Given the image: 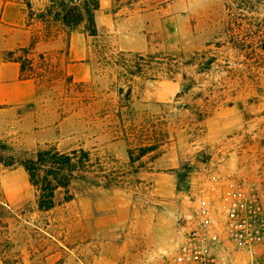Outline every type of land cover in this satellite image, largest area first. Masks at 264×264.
Instances as JSON below:
<instances>
[{"label":"rangeland","instance_id":"rangeland-1","mask_svg":"<svg viewBox=\"0 0 264 264\" xmlns=\"http://www.w3.org/2000/svg\"><path fill=\"white\" fill-rule=\"evenodd\" d=\"M26 1L0 0V72L5 73L0 76V139L25 150L82 147L107 155L110 168L125 171L129 146L113 129L121 112L137 127L131 145L153 143L161 130L168 133L155 154L178 162L174 188L180 197L176 205L157 201L144 157L143 167L122 177L118 186L77 183L71 200L63 202L60 193L57 207L40 213L25 172L0 166V239L11 242L1 244L0 252L9 264L19 258L23 264H167L190 211L185 196L213 176L244 179L264 205V0H99L97 37L74 27L56 40L38 42L30 58L40 75L25 81L3 58L27 46L41 28L35 16L27 26ZM28 1L35 14L48 3ZM142 33L148 49L140 54L181 56L173 80L154 63L137 75L133 55L138 52L125 44ZM195 52L202 71L183 65ZM40 53L50 59L52 70L42 66ZM172 81L176 93L167 100L163 91L159 101L157 84ZM221 255L235 264L246 259L245 253Z\"/></svg>","mask_w":264,"mask_h":264},{"label":"trees","instance_id":"trees-1","mask_svg":"<svg viewBox=\"0 0 264 264\" xmlns=\"http://www.w3.org/2000/svg\"><path fill=\"white\" fill-rule=\"evenodd\" d=\"M47 2L44 9L35 14L29 1H26L25 7L29 13L27 26L32 25L30 21L33 20L32 16H35L34 21L36 24H40L41 28L37 29L27 46H19L5 52L3 61L18 65L20 80L38 78L40 75L35 74V63L30 58V54L33 53V48L38 42L56 40L59 33H64L67 29L74 27H81L82 33L86 36L95 38L98 35L95 13L99 8V0H47ZM38 55L43 67L48 68L49 71L54 68L44 53ZM133 56L137 61L138 76L146 74L143 68L150 63L156 65L157 71L164 72L166 79L173 80L174 76L179 73L178 59L181 56H169L162 53L146 55L136 53ZM198 57H201L199 53H193L190 60L184 62L183 65L194 64L198 66L199 71L204 70L205 67H202L204 64L199 61ZM209 62L207 61L205 65ZM153 77L147 79H154ZM52 79L49 78L45 81L50 82ZM181 79L185 80L183 74ZM182 87L187 88L186 85ZM130 91L131 88L128 87L125 93L126 98L130 95ZM121 93L122 89L119 88L118 94ZM115 116L118 122L113 126V129L121 132L123 140L129 146L126 152L127 163L125 166L127 168L125 171H121L120 168H110L107 155L97 156L89 149L82 147L62 151L53 145H44L33 150H25L14 146L8 139H0V166L6 169L21 168L25 172L28 183L34 192V209L41 213L49 212L57 207L61 202L57 197L60 193L63 194V202L71 200L73 195L70 193V189L77 183L89 188L116 187L122 177L134 176L143 167L142 158L148 157L150 162L153 161L157 156L156 151L169 140V137L167 132L161 130L153 143L131 145L132 140L135 139H133V135L136 136L137 127L130 122V119L123 118L121 112ZM149 154L151 156H148ZM134 163H138V165L133 166ZM2 227L6 228V225ZM10 243V239L6 236L3 240L0 239V247L1 244L10 245ZM3 261L5 264H9L7 259ZM18 264L22 263L18 261Z\"/></svg>","mask_w":264,"mask_h":264},{"label":"built area","instance_id":"built-area-1","mask_svg":"<svg viewBox=\"0 0 264 264\" xmlns=\"http://www.w3.org/2000/svg\"><path fill=\"white\" fill-rule=\"evenodd\" d=\"M197 205L180 225L167 264H264V205L244 179L213 176L193 193Z\"/></svg>","mask_w":264,"mask_h":264},{"label":"crops","instance_id":"crops-1","mask_svg":"<svg viewBox=\"0 0 264 264\" xmlns=\"http://www.w3.org/2000/svg\"><path fill=\"white\" fill-rule=\"evenodd\" d=\"M129 3H134V2H129ZM100 7H101V2H99V8L96 11V13L99 11ZM20 14L23 15L22 8H20ZM132 16H129L127 19H132L131 18ZM148 31L149 30H147V32ZM125 49L128 51L138 52L139 54L144 51H147L148 49L147 34L142 33L140 35H136V37H134L133 39L132 38L129 39L127 43L125 44ZM72 51H73V48L72 47L69 48V53H72ZM8 63L15 65L17 69L16 70L17 76L19 77L18 65L13 62H8ZM77 65H80V67H85L82 62L78 63ZM4 75L5 73L3 74L2 72H0L1 77H3ZM163 91H166V95L168 96L167 100L172 99V97L177 91L176 84L173 81L172 82H161L157 84L155 97L159 101L160 100L162 101L161 97L163 96ZM167 159L168 158H166V155L162 154L156 157L153 161L149 162V164L151 165L150 169H152V171L148 174L150 177V180L152 181L150 186L152 187L153 194L158 197L157 201L159 203H167L169 205H172V204L176 205L178 198L180 197V194L176 193L175 188H174V174H175L174 170L178 168L179 164L175 160L167 161ZM191 181L194 183V179H191ZM185 197L189 198V203L191 205L188 216L185 215V218H188L193 213V209L194 207H196L197 202L196 200L194 201V198L192 196L190 197L185 196ZM4 259H6V257L3 256L2 253H0V264H5L3 261ZM18 261H20L23 264L22 258H19L18 260H16V264H18Z\"/></svg>","mask_w":264,"mask_h":264}]
</instances>
